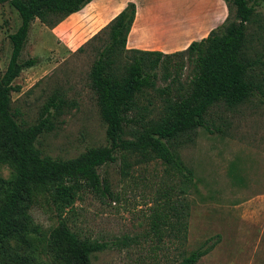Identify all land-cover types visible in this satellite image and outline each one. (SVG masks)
Masks as SVG:
<instances>
[{
    "label": "rangeland",
    "instance_id": "374dc122",
    "mask_svg": "<svg viewBox=\"0 0 264 264\" xmlns=\"http://www.w3.org/2000/svg\"><path fill=\"white\" fill-rule=\"evenodd\" d=\"M257 1L249 3L255 5ZM137 2L139 17L146 15L148 6L164 16L163 22L153 27L147 24L149 28L142 31L141 38L148 44L158 40L166 47L165 53L185 49L191 41L222 28L233 17L225 0ZM98 4L85 7L56 28L46 27L38 19L31 24L20 60L32 58L35 63L13 81L19 87L11 93L16 119L34 123L52 94L59 93L65 99L61 113L51 119L52 129L38 138L42 155L66 159L108 144L106 125L89 78L95 50L104 43L106 34L90 39L120 7L107 10L104 0ZM255 11V19L247 27L246 48L253 58L264 56V7L255 5ZM19 24L17 11L9 3L0 4V76L11 55L8 35ZM187 72L185 68L182 80ZM156 84L165 83L158 79ZM160 100L148 89L138 96L137 110L145 108L144 117H153ZM130 115L136 116L133 112ZM206 125L208 128L199 127L191 142L178 149L194 173L185 198L189 206L185 240L165 235L158 238L150 229L154 206L165 183H169L161 163L133 165L126 176L120 172L119 157L99 167L110 194L84 190L62 213L81 236L107 244L95 253L93 264H169L206 241L215 245L196 264H264V104L252 98L232 108L215 106L206 116ZM13 175L12 168L0 162V177L10 179ZM29 215L40 227L34 240L37 254L47 262L44 241L61 216L47 197L40 198Z\"/></svg>",
    "mask_w": 264,
    "mask_h": 264
},
{
    "label": "trees",
    "instance_id": "16d2710c",
    "mask_svg": "<svg viewBox=\"0 0 264 264\" xmlns=\"http://www.w3.org/2000/svg\"><path fill=\"white\" fill-rule=\"evenodd\" d=\"M90 1L0 0V4L9 3L20 17L19 26L8 35L11 55L0 76V162L14 172L10 179L0 177V264H93L95 253L107 244L81 236L62 213L84 190L110 194L109 184L98 169L118 157L124 176L133 165L158 161L164 166L169 183H165L154 206L150 229L158 238L165 235L185 240L189 216L185 198L194 173L178 149L191 142L199 127L208 128L206 116L213 107L232 108L252 98L264 104V56L253 58L246 50L247 27L255 19V5L264 7V0L255 5L249 0H225L229 13L233 12L227 24L171 53L127 48L136 13L135 3L129 1L90 39L106 34L104 43L95 50L89 78L106 125L108 144L90 147L72 158L42 155L38 138L52 129L51 119L61 113L65 99L54 93L42 105L34 123L18 121L11 93L19 87L13 81L35 63L32 58L20 60V55L34 20L54 28ZM185 68L188 72L182 80ZM158 79L165 84L158 86ZM148 89L161 98L153 117H144L145 108L137 110L138 96ZM132 112L136 116L131 117ZM42 197H47L61 216L44 241L47 262L37 254L34 240L40 227L29 215ZM214 245L206 241L169 264H196Z\"/></svg>",
    "mask_w": 264,
    "mask_h": 264
},
{
    "label": "crops",
    "instance_id": "0c3cea01",
    "mask_svg": "<svg viewBox=\"0 0 264 264\" xmlns=\"http://www.w3.org/2000/svg\"><path fill=\"white\" fill-rule=\"evenodd\" d=\"M129 1H132L135 3L136 13H135V19H134L133 24L131 26L130 32L127 36V42H126L127 48H138V49H144V50H160V51L167 52L164 49L166 47H163V45H160V42H158V40H154L151 42V44H148L146 41L143 40V38H141L142 34H143L142 31L144 29L146 30L149 28V27H147V24H149L150 27H153L154 25H157L159 22H163V20H164V18H163L164 16L154 13L153 9L150 8L149 6L148 7L145 6L147 12H146V15H143V17L141 18L138 16V2H137V0H104V2L106 3L104 5L106 6L107 10H114L115 8L120 7L119 11L116 12L115 14H113L107 20V22H109L114 16H116L126 6L127 2H129ZM98 3H101V0H91L85 7L93 6V5L98 4ZM95 6H97V5H95ZM85 7H83L82 9H84ZM80 11L70 14L64 20H66L67 18H69L71 16H75ZM63 21H61L60 23H62ZM59 24H57L55 26V28ZM173 50H175V49L173 48Z\"/></svg>",
    "mask_w": 264,
    "mask_h": 264
}]
</instances>
